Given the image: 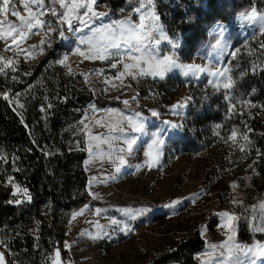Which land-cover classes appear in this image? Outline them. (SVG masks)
<instances>
[{
  "label": "trees",
  "instance_id": "obj_1",
  "mask_svg": "<svg viewBox=\"0 0 264 264\" xmlns=\"http://www.w3.org/2000/svg\"><path fill=\"white\" fill-rule=\"evenodd\" d=\"M99 1L117 18L127 13L122 8H130L129 0ZM153 3L164 32L179 39V49L188 55L198 50L213 22L230 27L226 62L235 86L231 90L214 87L207 76L191 82L189 103L179 130L166 140L163 163L217 147L207 161L204 179L222 176L218 196L222 202L231 200L224 206L240 214L238 239L264 242V215L258 209L264 201V115L257 108L264 109V35L259 28L242 32L237 22L240 13L253 7L264 11V0ZM236 49L240 51L233 58L230 53ZM136 81L139 95L152 92L161 113L168 111L176 87L188 82L179 73ZM14 94L22 95L21 103L11 101ZM90 103L126 108L119 98L96 94L81 73L64 75L59 67L49 76L42 75L40 67L0 73V237L7 239L12 254L5 255L7 264H51L50 254L61 245L71 212L88 203L104 204L90 194L84 166L82 118ZM234 130L233 140L229 137ZM205 246L195 229L146 264H199L196 254Z\"/></svg>",
  "mask_w": 264,
  "mask_h": 264
},
{
  "label": "rangeland",
  "instance_id": "obj_2",
  "mask_svg": "<svg viewBox=\"0 0 264 264\" xmlns=\"http://www.w3.org/2000/svg\"><path fill=\"white\" fill-rule=\"evenodd\" d=\"M129 2V9L126 7L121 9V11L125 9L127 13L117 18L111 14L105 2L97 0L94 5L95 11L105 15L94 18L87 27L79 21H73V28L80 31H68L66 25L58 23V18L47 12L40 19L50 23L57 31L48 32L46 24L44 29H33L32 34L18 44H13L11 37L0 38L2 58L0 67L8 61L12 62L11 66L3 67L0 73L8 75L19 68H29V71H32L40 67L42 75L49 76L55 67H59L64 75L81 73L88 87L98 95L128 101L125 104L126 108L101 107L90 103L84 109L82 120L87 148V157L84 161L88 174L87 187L92 197L104 204L88 203L71 212L61 245L51 252L49 260L51 264H146L154 255L171 248L177 240L199 229L206 246L196 254L198 263L230 264L227 249L213 248V245L223 244L229 235H234L235 242L245 247L264 242L248 243L238 239L240 214L224 206V203L228 205L231 200L222 202L218 196L217 188L220 186L222 176H213L208 181L204 179L207 161L215 156L217 147L208 148L205 152L195 155L177 156L170 164L163 163L166 140L173 132L179 130L189 103L191 82L204 76H207L209 81H216L217 77L211 75V72L227 67L226 56L231 46L230 27L225 23L213 22L208 28L207 38L191 55L179 49L181 45L179 39L168 37L163 30L167 39H161L159 44L147 40L138 44L139 50L121 44L119 49L108 48L107 51L101 49L103 59L95 57L89 52L92 44H81L80 37H89L92 35V29L101 25H114L118 21L130 20L132 24H139L141 13L135 9L139 7L140 0ZM144 3L147 4V0H144ZM50 4L51 0H45V7ZM2 6L3 0H0V7ZM55 7L57 11H64L58 5ZM13 9L24 17L28 16L23 0H11L7 14L0 12V21L19 26L20 19L11 14ZM35 10L33 6V11ZM240 14L237 16V22L242 32L259 28L258 25H250L240 19ZM145 23L150 22L146 20ZM218 23L227 28L223 40L227 42L228 47L223 54L213 47L219 38L213 32ZM158 24L161 25L159 21ZM61 27L65 38L59 35ZM6 30L7 23L0 25V33H6ZM153 35L159 38L158 32H154ZM42 40L48 43L42 44ZM171 42H178L179 47L173 48ZM132 43L137 44L136 41ZM57 44L62 45V48L59 49ZM77 48L83 51L85 56L93 55L94 58L86 59L85 56L79 55L76 52ZM28 53H31V56ZM53 53L58 57H52ZM65 57L66 62L60 63L59 61ZM134 57H142L139 66L126 68L125 65L137 64ZM164 57H175L182 65H196L206 68L207 71L184 75L183 69L175 68L167 73L165 76L179 73L188 82L176 87L168 111L161 113L157 110L154 94L150 92L146 96H140L135 83L137 79L144 77L160 78L152 74L151 65L153 58L162 60ZM43 80L46 81V78ZM21 99L20 94L11 96V101L15 105L21 103ZM181 104L185 106L179 107ZM257 108L264 115V109L260 106ZM144 109H148V112ZM153 111L158 115L153 116ZM137 113L144 118L143 133L131 131L128 118H132L133 121L139 120ZM165 121L170 123L166 124ZM172 124L179 126L172 127ZM120 129L124 131L121 132ZM152 133H159L163 144L150 149ZM129 137H137L133 152L131 154L127 151L120 152L121 148H127L124 141ZM147 152H151V155H145ZM120 155L124 156L126 163L120 165L121 170L117 172L116 167L119 165L117 157ZM222 172L223 168H220V173ZM173 202L177 203L172 207H165L173 205ZM141 207H150L151 211L135 219L122 211ZM224 212L236 217L230 222L231 229L222 227L229 223L226 217L220 215ZM112 220L119 223L113 224ZM125 226L131 228V231ZM7 252L0 247L5 264ZM257 264H264V261H258Z\"/></svg>",
  "mask_w": 264,
  "mask_h": 264
},
{
  "label": "snow or ice",
  "instance_id": "obj_3",
  "mask_svg": "<svg viewBox=\"0 0 264 264\" xmlns=\"http://www.w3.org/2000/svg\"><path fill=\"white\" fill-rule=\"evenodd\" d=\"M11 0H3V6L0 7V12L7 14L9 10ZM97 0H51V4L48 7H45V0H23V6L28 13L27 17L22 16L19 12L12 10V15L17 16L21 24L19 26L13 25L11 22L0 21V25L7 23L6 33H0V38L7 39L11 37L13 44H18L19 41L27 39L29 34H32L33 29H44L47 24L48 32H55L57 28L53 27L50 23L43 21L40 19L41 16H44L47 12H50L52 16L58 18V23L67 26L68 31H80V29L73 28V21H79L85 27L88 26L90 22L93 21L94 18L105 15L104 13H98L94 9V5H96ZM55 5H58L60 9L64 11H57ZM33 6H35L36 10L33 11ZM154 3L153 0H147V4L144 3V0H140V5L135 9L136 12L141 13L140 23L132 24L130 20L118 21L115 22L114 25H101L98 28L92 29V35L89 37H80L81 44H92V48L89 49L90 53H93L95 57L103 59L104 56L101 54V49L107 51L108 48H116L119 49L121 44L127 45L130 48L136 47L139 50L138 44L146 42L147 40L154 41L155 44H159L161 39H167L165 36L162 26L158 24L159 16L154 11ZM145 10V11H141ZM240 19L246 21L250 25H258L259 33L264 35V11H258L255 7L251 8L250 11L241 13ZM149 21L150 23L146 24L145 21ZM27 29V31H25ZM119 29V31H117ZM227 31V28L218 23L216 28L213 29V32L219 37L216 41V45H214V50L219 49V52L223 54L228 47L226 41L223 40L224 34ZM158 32L159 38H156L153 33ZM47 34V33H46ZM59 35L61 38H65L63 27L59 30ZM96 40V43L93 44V40ZM136 41L137 44H133L132 42ZM42 44L48 43L45 40L41 41ZM173 48L179 47L178 42H171ZM261 48H264V43L261 44ZM21 51H24L21 49ZM240 49H236L234 52L230 53L233 58H235L236 53H238ZM76 52L79 55L85 56V53L81 51L79 48L76 49ZM31 56V53H28ZM93 55L85 56V58H94ZM2 59V58H0ZM137 60L136 65H125L126 68L137 67L139 66V60L142 57H134ZM67 57L64 60L59 61L60 63H65ZM12 62L8 61L4 64L3 67L11 66ZM115 66V65H113ZM3 67H0V71H3ZM152 74L158 75L161 79L164 76L171 72L175 68H180L184 70V75H188L190 72H205L206 68L196 66V65H182L177 62L175 57H164L162 60H155L153 58ZM256 68H253L255 71ZM231 69L229 67H224L223 69H217L214 72H211V75L217 77L216 81H209L210 84H213L214 87L231 90L235 86V81L229 75ZM222 78V79H221ZM7 98V97H5ZM135 99V97L133 98ZM125 104L128 101H124ZM244 103H251L250 101H244ZM185 105L181 104L179 107L183 108ZM255 106V105H253ZM23 107V105H21ZM234 107V105H233ZM153 116L158 115L157 112H152ZM137 117H140V114H136ZM129 119V124L131 127V131L143 133L145 131V125L143 123V117H140L139 120L133 121L132 118ZM164 123H170L165 121ZM172 127H178L179 125L172 124ZM123 132V129H120ZM236 130H234L229 137L230 139H235ZM153 140L149 145V148L152 149L155 146L162 145L163 140L160 139L159 133H152ZM245 139L247 137L245 136ZM127 145V148H121L120 152L127 151L129 154L133 152V145L137 142V137H129L124 141ZM145 155H151V152L145 153ZM119 160V165L116 167V171L119 172L120 165L126 163L123 155L117 157ZM235 187V185H233ZM19 191V189H17ZM23 192L26 194L27 189H23ZM31 199V197H28ZM19 202V201H17ZM177 202H173V205H166L165 207H172ZM258 209L261 214L264 215V201L260 202L258 205ZM257 210L256 207L253 208L255 212ZM123 212L129 214L132 219H135L137 216L144 215L147 212L151 211L150 207H141L138 209H123ZM99 212V210H97ZM222 217H226L229 223L222 225V227H227L231 229V221H234L236 217L232 216L228 212H224L220 214ZM111 223L118 224L119 221L112 220ZM127 228V226H125ZM128 231H131V228H127ZM231 242V243H230ZM213 248H225L230 254L228 259L230 264H257L258 261H264V244H257L252 247L241 246L236 243L234 240V235H229L227 240L217 246L213 245ZM223 255V253H222ZM56 256H59V251L57 250ZM0 264H5L4 254L0 253Z\"/></svg>",
  "mask_w": 264,
  "mask_h": 264
},
{
  "label": "built area",
  "instance_id": "obj_4",
  "mask_svg": "<svg viewBox=\"0 0 264 264\" xmlns=\"http://www.w3.org/2000/svg\"><path fill=\"white\" fill-rule=\"evenodd\" d=\"M7 245H8L7 239L5 237H0V247L7 250ZM7 256L11 257L12 254L10 252H7Z\"/></svg>",
  "mask_w": 264,
  "mask_h": 264
}]
</instances>
